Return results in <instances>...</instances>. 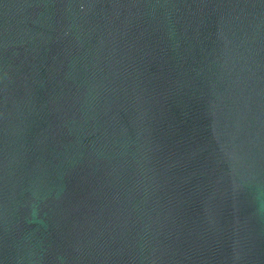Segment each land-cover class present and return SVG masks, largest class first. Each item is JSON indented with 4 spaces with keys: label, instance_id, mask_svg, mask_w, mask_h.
Here are the masks:
<instances>
[{
    "label": "water",
    "instance_id": "water-1",
    "mask_svg": "<svg viewBox=\"0 0 264 264\" xmlns=\"http://www.w3.org/2000/svg\"><path fill=\"white\" fill-rule=\"evenodd\" d=\"M171 0H0V264H89Z\"/></svg>",
    "mask_w": 264,
    "mask_h": 264
}]
</instances>
